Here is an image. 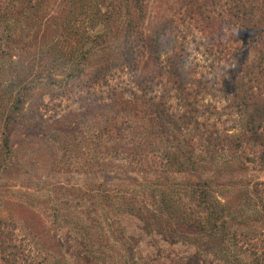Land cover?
<instances>
[{
	"label": "trees",
	"instance_id": "1",
	"mask_svg": "<svg viewBox=\"0 0 264 264\" xmlns=\"http://www.w3.org/2000/svg\"><path fill=\"white\" fill-rule=\"evenodd\" d=\"M251 1L184 0L175 16L146 33L147 0H0V71L9 59L7 67L16 73L14 79L0 78V152L12 159L15 124L23 129L40 124L46 113L55 114L66 102L83 113L69 112L60 122L61 128L50 130L48 141L57 145L68 136L77 142L78 129L89 122L96 157L126 154L139 160L159 153L161 149L149 147L155 138L165 146L175 142L180 152L181 138H185L189 152L184 162L177 151L173 150L177 156L171 158L161 151L175 173L186 171L188 164L196 171L197 161L204 159L193 157L195 142L215 154L232 146L235 136L230 137L221 125L236 115L241 138L235 147L243 141L256 146L264 161V45L233 81L229 93L210 82L206 74L231 56L233 41L228 32L255 28L256 8ZM201 47L199 59L196 53ZM17 58V63L12 62ZM58 72L62 76L56 79ZM44 97H48L46 102ZM4 166L0 163V172ZM191 186L194 198L190 202L201 210L199 217L191 213L190 205L174 198L168 184L152 183L145 189L152 207L144 208L142 219L156 226L168 224L167 235L193 231L198 239L188 243L203 242L211 249L218 244L219 251L213 255L222 256V264H240L238 257L229 254L234 236L228 239V229L244 217L251 198L238 195L223 204L212 196L207 182ZM109 197L102 204L94 199L96 208L101 205L96 212L104 221L109 216L116 227L133 208L117 204L115 208L120 209L110 216L105 210L112 204ZM15 210L26 214L13 218L15 221L0 217V256L7 264H34L26 255L25 244L18 247L14 242L19 228L24 225L26 230L35 213L22 205ZM259 216L254 217L258 226L249 234L258 236L257 246L264 243L259 234L264 220ZM60 217L68 221L66 215ZM84 227L80 223L77 228ZM206 229L212 239H199ZM25 234L34 239L32 230ZM43 239L47 246L56 247L47 236ZM253 264H264V258L256 257Z\"/></svg>",
	"mask_w": 264,
	"mask_h": 264
},
{
	"label": "rangeland",
	"instance_id": "2",
	"mask_svg": "<svg viewBox=\"0 0 264 264\" xmlns=\"http://www.w3.org/2000/svg\"><path fill=\"white\" fill-rule=\"evenodd\" d=\"M183 1L147 0L144 31L149 33L162 20L175 16ZM251 4L256 8L255 28L247 32H228L233 41L231 56L206 73L210 82L222 86L228 93L233 81L253 63L264 45V0H252ZM192 47L194 45H190ZM203 50L201 47L196 53L199 59ZM4 62L0 78L14 79L16 73L7 67L9 59ZM12 62L17 63L18 58ZM60 76L58 72L56 79ZM38 87L41 89L42 85ZM36 94H41V91ZM44 98L46 102L48 97ZM69 112L77 116L83 113L77 105L64 102L55 114L46 113L40 124H28L24 129L12 124L16 127L11 142L12 159L4 158L0 152V163L5 164L0 172V217L15 221L25 215V212L15 210L17 205L33 210L34 221L26 230L24 225L19 228L14 245L25 244L26 255L34 264H222V256L213 255L219 251L218 244L211 249L203 242L198 245L192 241L188 243L198 239L195 232L173 231L167 235L164 230L168 224L156 226L154 222L142 219L144 208L151 210L152 207L145 190L152 183L168 184L174 198L190 205L191 213L196 217L201 215V210L190 202L194 198L191 184L207 182L212 196L223 204L230 198L247 195L252 200L249 209L228 229V239L234 236L229 254L238 257L240 264H253L256 257L264 258V243L257 246L255 239L258 236L253 238L249 235L258 226L254 217L260 214L259 220H264V161H260V150L256 146L243 141L238 149L235 147L239 142L237 139L241 138L240 117L230 115L221 125L230 137L235 136L231 140L232 146L228 144L215 154L204 150L196 141L193 157L203 158V162L197 161L196 171L191 170L188 164L186 171L175 173L161 150L168 152L170 158L177 156L174 152L177 151L181 162H184L189 152L185 138H181L180 152L175 142L165 146L155 138L149 147L157 151L161 149L159 153H151L139 160L126 154L96 157L93 153L94 131L89 122L82 123L78 129L77 142L68 136L57 145L49 142L50 130L61 128L60 122ZM126 112L128 115L133 110ZM54 120L58 122L54 123ZM143 141L140 140L141 143ZM93 164L97 172H94ZM118 185L120 187L117 188ZM105 196L112 200V204L105 207L110 216L120 209L115 208L117 204L133 208L124 214L121 224L116 227L108 215V220L104 221L96 212L101 205L96 208L94 199L97 204H102ZM57 212L60 213L56 216ZM64 215L68 221L60 217ZM80 223L85 227L77 228ZM30 230L34 234L33 240L25 234ZM260 230L259 234L263 235L260 240H264V228ZM205 231L206 235L199 234V239H212L211 231ZM46 236L51 239L50 244L56 243L53 245L56 247L45 244L43 238ZM2 258L0 256V264H7Z\"/></svg>",
	"mask_w": 264,
	"mask_h": 264
}]
</instances>
